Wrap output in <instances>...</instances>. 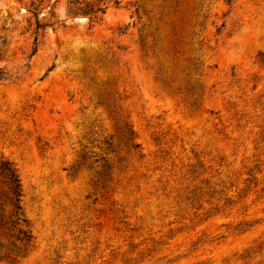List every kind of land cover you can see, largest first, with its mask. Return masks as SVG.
I'll use <instances>...</instances> for the list:
<instances>
[{
  "label": "rangeland",
  "instance_id": "rangeland-1",
  "mask_svg": "<svg viewBox=\"0 0 264 264\" xmlns=\"http://www.w3.org/2000/svg\"><path fill=\"white\" fill-rule=\"evenodd\" d=\"M70 1L0 0V264H264V0Z\"/></svg>",
  "mask_w": 264,
  "mask_h": 264
},
{
  "label": "trees",
  "instance_id": "trees-1",
  "mask_svg": "<svg viewBox=\"0 0 264 264\" xmlns=\"http://www.w3.org/2000/svg\"><path fill=\"white\" fill-rule=\"evenodd\" d=\"M22 6L25 7L26 13L29 15L27 24L29 31L35 26L36 34L47 27V24H42L39 21L40 10L44 0H18ZM107 6L105 0H71L68 14L74 17L88 18L93 24L102 22L106 14ZM0 175L5 179L7 190V204L12 208L11 210V226L8 230L18 232L17 235H11V238H16L18 242L23 245H29L34 239L32 233L26 230L27 221L23 220L22 214V199L23 188L17 167L9 162H3L0 167ZM1 212H5L4 209ZM9 223H7L8 225ZM2 228H4V217L1 221ZM18 228V230H17Z\"/></svg>",
  "mask_w": 264,
  "mask_h": 264
}]
</instances>
